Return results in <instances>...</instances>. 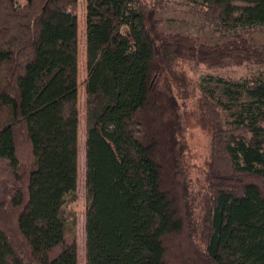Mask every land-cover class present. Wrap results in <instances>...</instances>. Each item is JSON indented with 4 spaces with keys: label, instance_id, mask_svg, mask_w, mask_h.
Masks as SVG:
<instances>
[{
    "label": "trees",
    "instance_id": "trees-1",
    "mask_svg": "<svg viewBox=\"0 0 264 264\" xmlns=\"http://www.w3.org/2000/svg\"><path fill=\"white\" fill-rule=\"evenodd\" d=\"M204 1V15L238 11L242 31L209 45L162 31L158 0H86V264H264V42L248 31L264 0ZM77 8L0 0V158L14 173L0 264H77ZM244 65L263 71L230 82L247 98L237 113L196 80ZM176 94L197 98L210 133L201 204Z\"/></svg>",
    "mask_w": 264,
    "mask_h": 264
},
{
    "label": "rangeland",
    "instance_id": "rangeland-1",
    "mask_svg": "<svg viewBox=\"0 0 264 264\" xmlns=\"http://www.w3.org/2000/svg\"><path fill=\"white\" fill-rule=\"evenodd\" d=\"M164 32L179 33L196 38L199 42L214 45L221 44L233 34L239 33L241 25L236 18L239 14L235 10L228 16L225 7H222L221 17L204 15L200 9L205 10L204 0H158ZM135 4V3H134ZM235 4V3H234ZM233 4V5H234ZM242 8L243 4L235 5ZM207 14V13H206ZM78 39H77V70H78V112L79 122L77 129V198L69 209L74 213L76 220L75 238L77 244V264H86L85 260V80L86 71V0H78L77 8ZM246 30V29H245ZM259 42H264V26L248 30ZM262 68L250 65L230 67L228 69L202 70L197 72L196 80L200 89L207 91L213 100L223 108L237 113L241 102L247 100L245 94L239 95L234 101L232 91L236 88L230 82H241L251 79L262 72ZM264 72V71H263ZM229 81V82H228ZM180 104L181 131L179 138L185 145L186 174L190 197L197 204H201L206 192V174L210 156V133L202 126L199 114L195 108L196 97L183 98L176 94ZM14 183V173L10 164L0 158V202L9 199L11 187Z\"/></svg>",
    "mask_w": 264,
    "mask_h": 264
}]
</instances>
